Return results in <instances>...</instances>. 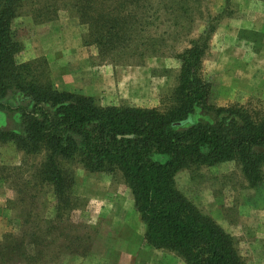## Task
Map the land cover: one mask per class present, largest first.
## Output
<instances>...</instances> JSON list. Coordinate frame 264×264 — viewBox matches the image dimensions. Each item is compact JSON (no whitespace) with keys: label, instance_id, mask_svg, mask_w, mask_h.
<instances>
[{"label":"trees","instance_id":"1","mask_svg":"<svg viewBox=\"0 0 264 264\" xmlns=\"http://www.w3.org/2000/svg\"><path fill=\"white\" fill-rule=\"evenodd\" d=\"M202 3L0 0V112L19 116L15 127L0 128V148L12 142L25 155H43L24 186L32 188L35 181L56 199L55 221L45 220L47 235L69 221L76 206L73 164L77 162L96 175L114 176L120 171L150 245L173 250L188 264H244L235 237L203 212L176 179L181 171L234 161L249 186L263 180L264 116L255 117L239 104L210 103L212 82L203 74V60L221 13L212 20L207 11V28L177 55L182 61L178 84L164 108L102 105L93 95L57 88L47 77L42 58L18 60L23 44L12 27L24 10L41 23L55 19L68 6L88 25V35L101 54L131 52L142 60L161 48L159 38L142 32L167 21L174 26L179 21H193L195 11L203 18ZM197 112L204 119H196ZM11 238L6 234L0 241L2 264H9L17 251L25 255L18 249L23 241L12 242Z\"/></svg>","mask_w":264,"mask_h":264},{"label":"rangeland","instance_id":"2","mask_svg":"<svg viewBox=\"0 0 264 264\" xmlns=\"http://www.w3.org/2000/svg\"><path fill=\"white\" fill-rule=\"evenodd\" d=\"M259 8H264V0H203V18L195 11L193 13L197 16L193 21L182 19L177 26L173 21H167L159 27L146 28L141 35L150 32V36L161 40V48L156 55L145 56L142 60L131 52L101 54L98 45L88 35V25L81 23L76 12L68 6L62 7L55 19L41 23H36L31 12L24 10L14 19L12 27L15 38L23 44L18 60L42 58L47 77L57 88L93 95L102 105L164 108L178 84L182 61L177 55L189 48L191 41L199 38L207 28V11L212 20L221 13L203 60V74L212 82L210 103L214 106L243 105L253 116L262 117L264 33L254 31L255 27L248 25L238 34L236 31L231 34L232 22L249 21ZM88 72L95 74V80L102 77L105 92L92 94L83 88L87 86ZM133 76L139 80L137 86L126 82ZM134 90L142 93L141 97L129 99L127 95ZM195 118L204 119L199 112ZM18 121V115L6 116L0 112V128L15 127ZM156 156L166 159L163 155ZM42 159V154L25 155L12 142L0 148V241L6 234H11L12 242L15 239L20 243L23 241L18 249L25 252L23 256L20 251L15 252L9 264H87L88 261L89 264L97 261L104 264L110 259L108 240L114 232L108 233L107 241L102 239L100 214L109 203L111 194L94 181L112 179L115 191L124 196L130 188L120 171L114 176L96 175L75 162L73 195L76 206L69 221L54 227L51 235H47L45 220L55 221L56 199L51 191L47 192L48 188L45 191L39 184L35 185V181L32 188L24 186L27 184L25 179ZM176 179L179 188L203 212L217 217L222 224L227 219L234 220V226H237L238 217L248 212V203L264 204L260 198L264 194V165L263 180L255 187L249 186L234 161L181 171ZM101 194H106L105 202L95 198ZM22 221L25 224L22 225ZM233 236L242 255L245 244L239 243V235ZM85 250H88L86 254ZM37 251L39 255L36 256Z\"/></svg>","mask_w":264,"mask_h":264},{"label":"crops","instance_id":"3","mask_svg":"<svg viewBox=\"0 0 264 264\" xmlns=\"http://www.w3.org/2000/svg\"><path fill=\"white\" fill-rule=\"evenodd\" d=\"M235 25L237 27H234ZM248 25L253 29L255 27L254 31L264 33V8H259L256 15L251 16L247 22H232L231 34L234 31L238 34L241 29H244V26ZM259 26L260 29H258ZM95 77L93 72H88L86 75L88 79L87 86L83 88L92 94L105 92L103 91L105 85L102 82V77H99L98 80H95ZM126 82H130L132 86H137L139 80L133 76L127 79ZM128 95L129 99L140 98L142 93H136V90H134ZM94 182L101 184L105 187V192L111 194L109 195L111 197L109 203L106 204L100 214L103 222L100 227L102 239L104 238L107 241L108 233L114 232V236L108 240L110 243L108 248L110 259H107L104 264H188L177 252L154 247L145 241V225L139 212L135 209L130 189L126 192V195L122 196L121 192L117 193L115 191V184L112 179L96 180ZM106 194H104L105 196L101 194V196L95 198L104 199ZM260 198L264 200V194ZM105 200L103 201L105 202ZM248 206V212L238 217L237 226H234V220L226 219L225 224H222L217 217V219H214L220 222L232 235H239V243L242 241L245 244V251H242L245 258L244 264H264V204L257 206L254 203H248ZM87 264H89V261ZM96 264H102V262L97 261Z\"/></svg>","mask_w":264,"mask_h":264}]
</instances>
